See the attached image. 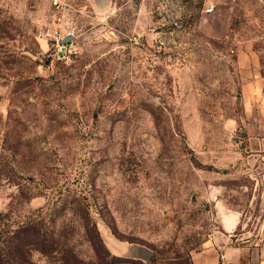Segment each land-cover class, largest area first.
I'll use <instances>...</instances> for the list:
<instances>
[{
    "label": "rangeland",
    "instance_id": "1",
    "mask_svg": "<svg viewBox=\"0 0 264 264\" xmlns=\"http://www.w3.org/2000/svg\"><path fill=\"white\" fill-rule=\"evenodd\" d=\"M246 44L264 0H0V260L32 226L62 253L31 264H206L229 214L258 238L264 142L228 128Z\"/></svg>",
    "mask_w": 264,
    "mask_h": 264
},
{
    "label": "crops",
    "instance_id": "2",
    "mask_svg": "<svg viewBox=\"0 0 264 264\" xmlns=\"http://www.w3.org/2000/svg\"><path fill=\"white\" fill-rule=\"evenodd\" d=\"M246 44L232 50L237 70L241 75L240 94L241 102L245 108V115L240 121L237 119L229 121V130L241 131L250 140L257 139L264 142V54ZM243 128L239 129V124ZM261 153L264 150H258ZM257 162V161H256ZM259 167L264 168V155L258 160ZM239 227L235 215L225 216L222 230L225 237H218L214 257L206 264H264V225L256 239L246 238L240 243L231 244L232 240L226 234L234 233ZM231 236V235H230ZM203 264V263H202Z\"/></svg>",
    "mask_w": 264,
    "mask_h": 264
},
{
    "label": "trees",
    "instance_id": "3",
    "mask_svg": "<svg viewBox=\"0 0 264 264\" xmlns=\"http://www.w3.org/2000/svg\"><path fill=\"white\" fill-rule=\"evenodd\" d=\"M19 233L24 235V238L27 239V240L29 239V241H31V242H29V243L26 242L24 244V242H23L24 239L21 240V243H20L19 246L22 247V249H18L17 253H16L18 255L17 259H21V263H18V264H31L30 262H27L28 261L27 260V256H29V254H31L32 252L37 251V250L39 252L45 253V254H48V253H50L52 251H54L55 253H62V252H60L58 250H55V249H57V247L55 248V247H52V246H45V244H44V247L48 248L47 250H45V249H42V248L41 249L38 248L39 246H35L36 245L35 243L38 240V235H37L36 229L33 226L32 227L21 228V231H19ZM39 241H40V239H39ZM93 249H94V251L96 253L95 255H97V257H98V253L96 252L94 246H93ZM49 250H50V252H47ZM68 255L70 256L72 261H75V259L77 258V257H75L73 255V252L68 253ZM108 256H111V255L108 254ZM65 262H66V260H65ZM63 263H64V260H63ZM0 264H4V263L0 260Z\"/></svg>",
    "mask_w": 264,
    "mask_h": 264
},
{
    "label": "built area",
    "instance_id": "4",
    "mask_svg": "<svg viewBox=\"0 0 264 264\" xmlns=\"http://www.w3.org/2000/svg\"><path fill=\"white\" fill-rule=\"evenodd\" d=\"M55 5L58 6V3L55 2ZM213 7H210L207 9V12H212ZM54 49V54L56 56L67 58L73 53V47L69 43H64V40H62L60 35L53 36L50 40Z\"/></svg>",
    "mask_w": 264,
    "mask_h": 264
},
{
    "label": "water",
    "instance_id": "5",
    "mask_svg": "<svg viewBox=\"0 0 264 264\" xmlns=\"http://www.w3.org/2000/svg\"><path fill=\"white\" fill-rule=\"evenodd\" d=\"M97 2H106L108 0H96ZM64 43H69V38L64 40ZM139 253V252H138ZM135 253V252H131L130 256L131 257H140V254Z\"/></svg>",
    "mask_w": 264,
    "mask_h": 264
}]
</instances>
